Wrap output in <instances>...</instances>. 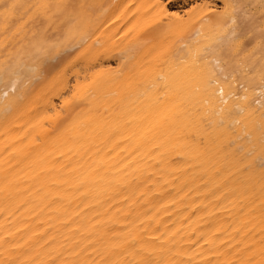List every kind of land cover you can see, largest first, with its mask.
<instances>
[{
	"label": "bare ground",
	"instance_id": "1",
	"mask_svg": "<svg viewBox=\"0 0 264 264\" xmlns=\"http://www.w3.org/2000/svg\"><path fill=\"white\" fill-rule=\"evenodd\" d=\"M236 2L254 3L255 43L260 0ZM12 3L53 7L21 33L5 30L0 7V261L260 260V51L229 53L205 2L0 0ZM33 32L56 56L37 51ZM215 80L237 97L249 88L253 115L234 97L222 104Z\"/></svg>",
	"mask_w": 264,
	"mask_h": 264
},
{
	"label": "snow or ice",
	"instance_id": "2",
	"mask_svg": "<svg viewBox=\"0 0 264 264\" xmlns=\"http://www.w3.org/2000/svg\"><path fill=\"white\" fill-rule=\"evenodd\" d=\"M261 8L264 10V0H260ZM4 8V20H5V30L9 27V22H11L15 33L25 32L29 25L36 27L38 23H44L43 20L38 19L40 16H47L48 10L53 7L47 4H36V5H18L16 3L8 5H0ZM60 13L64 14L66 18H71L76 12L74 5L61 3L54 6ZM159 7V6H158ZM196 7V5H193ZM202 7H208L213 11L214 15L223 22H225V27L223 29V39L227 41V51L230 53L235 50L237 53L245 52L246 57H254L257 50L260 51V59L264 61V20L261 21V26L259 29V40L255 43V32L253 28L249 27L250 14L245 10L244 5L236 2V0H217L216 7L219 8L217 12L212 5H204ZM35 10V11H34ZM242 14V19L240 23H237V18ZM49 19L51 17H48ZM37 33L33 32V38L35 39V47L37 51L44 57L56 56L58 51V45L56 42H49L45 37L36 39ZM248 45L251 47L249 48ZM194 58L199 56V52L193 53ZM35 70V69H34ZM57 75L61 78L64 75V70L61 69L57 72ZM207 86L211 88L213 86V79H209ZM215 87L218 88L220 99L222 104H227L225 96L234 97L237 101L233 108L237 110V113L244 118L245 116L251 117L253 115L250 109L249 100L250 92L249 88H244L243 97L235 96V93L231 90V85L228 86L229 91H225V87L220 85L219 80H215ZM249 87H252L249 85ZM260 95L264 97V65H262V70L260 73ZM259 104V127L261 129V139L262 147H264V100L256 101ZM222 112L227 111L229 115L232 114L231 109H221ZM260 260H256V254L254 253L251 257L239 260V261H225L224 264H264V238L261 240V248L259 251ZM57 259H53L49 264H56ZM0 264H5L4 261H0ZM8 264H13L9 261ZM20 264H32L31 261H21ZM36 264H41V262H36ZM61 264H64L61 261ZM78 264H92L90 261L78 262ZM139 264H152L151 259L142 258Z\"/></svg>",
	"mask_w": 264,
	"mask_h": 264
},
{
	"label": "rangeland",
	"instance_id": "3",
	"mask_svg": "<svg viewBox=\"0 0 264 264\" xmlns=\"http://www.w3.org/2000/svg\"><path fill=\"white\" fill-rule=\"evenodd\" d=\"M167 1V0H166ZM168 2H169V5L173 8V9H175V10H178V9H181V12H183V9L184 10H187L189 7H190V5H195L196 3H201V2H205V3H209L210 5H212L214 8H217L216 7V5H217V0H168ZM248 5V7L251 9V7L253 8V4L252 5H250V2L249 3H245L244 4V7H245V9L247 8V9H249L248 7H247V5ZM246 5V6H245ZM178 8V9H177ZM219 9V8H218ZM246 9V10H247Z\"/></svg>",
	"mask_w": 264,
	"mask_h": 264
}]
</instances>
